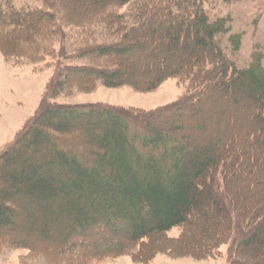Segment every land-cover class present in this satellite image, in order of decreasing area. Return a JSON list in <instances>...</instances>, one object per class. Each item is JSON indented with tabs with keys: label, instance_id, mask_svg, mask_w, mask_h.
Returning a JSON list of instances; mask_svg holds the SVG:
<instances>
[{
	"label": "trees",
	"instance_id": "obj_1",
	"mask_svg": "<svg viewBox=\"0 0 264 264\" xmlns=\"http://www.w3.org/2000/svg\"><path fill=\"white\" fill-rule=\"evenodd\" d=\"M40 1V8L15 10L0 0V52L34 63L57 56L50 98L88 93L97 85L151 91L169 78L186 83L187 93L151 111L101 104L40 108L0 152V228L9 225L8 203L14 196L23 194L50 208L46 202L65 182L85 197L69 205L70 232L90 226L93 232L103 230L94 238L114 234L110 245L83 251L74 264L130 254L136 246L131 256L138 263L164 252L199 261L215 257L226 243L235 264H264V67L255 58L238 69L226 57L219 37L230 32L227 19L210 20L200 0ZM124 6L128 10L121 14ZM68 26L79 32L64 43L62 29ZM145 39L157 47L141 56L151 78L141 83L126 57ZM227 41L237 51L241 36ZM78 61L87 65H74ZM232 93L242 110L239 122L247 128L240 138L229 127L217 129L205 154L193 158L194 136L182 119L199 117L207 99L220 109L221 98ZM98 119L97 135L91 136L89 126ZM81 125L88 128L77 139L73 131ZM48 168L64 173L54 179L44 172ZM177 227L182 230L178 238H164ZM1 245L25 248L47 264L65 254L61 247L49 252L4 233Z\"/></svg>",
	"mask_w": 264,
	"mask_h": 264
},
{
	"label": "rangeland",
	"instance_id": "obj_2",
	"mask_svg": "<svg viewBox=\"0 0 264 264\" xmlns=\"http://www.w3.org/2000/svg\"><path fill=\"white\" fill-rule=\"evenodd\" d=\"M6 1L15 10L41 7L40 0ZM200 2L203 11L210 20L225 18L228 21L230 32L219 37L226 57L238 69L247 68L255 58L259 59L260 64L264 67V0L230 2L200 0ZM83 9L81 8L80 11ZM127 10L128 6H124L120 8L119 12L122 14L126 13ZM62 30L64 43H71L68 38L79 32L70 26ZM234 34L241 36L240 47L237 51H234L227 41L228 37ZM146 41L145 39L143 43L132 46L126 57L127 66L135 68V71L141 76V83L151 81L150 76H147L145 72L146 58L142 59L141 56L147 53L148 49L154 50L157 47L154 43L148 44ZM56 57H42L34 63L21 57L17 59L5 58L0 52V152L12 143L23 127L35 117L43 106H46L45 108L50 106L64 108L101 104L114 109L133 108L151 111L176 103L187 93L186 83L179 82L176 78H169L151 91L136 90L129 84V86L124 85L117 88L97 85L94 90L88 93L72 91L69 95H61L53 99L50 98L48 89L55 74L54 62H56ZM63 63L65 64L66 61ZM82 64L84 65L86 62H74V65L80 66ZM129 72L130 70L123 71L126 79L130 74ZM219 104L220 109H217L207 99L204 103L205 111L199 117L191 119L185 116L186 119L185 117L182 119V121L187 122L186 129L192 132L194 136L190 153L197 160H200L202 154H205V150L213 143L214 132L217 129L220 131L229 127L232 135L240 138L243 130L247 128L238 119L242 110H240L236 94L223 96ZM226 116L227 122L225 121ZM200 118L204 121L202 126L200 125ZM207 118L210 119L208 124L205 123ZM100 124L101 120L99 119L91 123L89 126L91 136L97 135ZM87 126L81 125L77 129L75 128L74 137L79 139V132L87 129ZM54 149L56 146H52L50 150L53 151ZM29 156L30 160H35V157ZM44 157L46 156L44 155ZM37 163L40 164L41 162L38 160ZM44 172L50 174L54 179L61 178L62 173H64L61 169L56 170L54 168H48ZM61 186L62 191L57 197L46 202L51 205L50 208L46 207L47 205H44L41 200L27 198L23 194L14 196L12 202L8 203L13 212L12 216L8 218L9 225L0 228V233L8 235L17 242L46 246L49 252L61 247L65 254L62 260L56 264H74L80 261L83 251L94 247L102 249L110 245L112 243L111 237L114 234H106L107 239L104 240L94 238L104 233L103 230L93 232L94 229L90 226H84L70 232L74 228L72 227L74 223L71 220L73 216L69 205L75 206L77 203H82L85 197L78 189L66 188L65 182H61ZM67 193L71 196L68 197ZM181 231L180 227L173 228L164 235V238L167 240L176 239ZM137 248L136 246L130 254L103 259L93 264H235L234 258L230 257L229 243L220 245L214 253L215 257L199 261L185 257H171L170 254L164 252L153 255L145 263H138L133 261L131 256ZM0 264H47V261L25 248L1 245Z\"/></svg>",
	"mask_w": 264,
	"mask_h": 264
}]
</instances>
